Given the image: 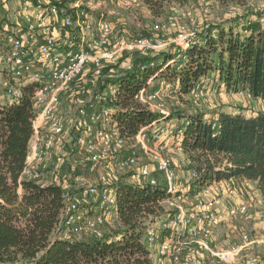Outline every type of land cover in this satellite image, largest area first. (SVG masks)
<instances>
[{
    "label": "built area",
    "instance_id": "2783aa9c",
    "mask_svg": "<svg viewBox=\"0 0 264 264\" xmlns=\"http://www.w3.org/2000/svg\"><path fill=\"white\" fill-rule=\"evenodd\" d=\"M134 6V0H0L1 43L7 48L0 59V80L10 105L18 104L23 88L32 86L36 110L22 179L42 184L49 170L53 179L45 186L63 188L65 206L58 228L63 239H101L107 216L119 218L116 187L91 183L88 177L103 170L116 180L114 185L128 176L127 182L135 186L165 188L164 212L148 225L146 235L154 264H264V240L253 237L255 217L247 199L252 185L237 180L203 184L195 170L167 154H184L188 121L165 123L181 108L183 94L177 81L163 76L166 69L181 66L196 37L178 14L153 29L159 35L177 27V54L151 74L135 96L160 119L133 137L123 134L117 119L118 82L108 73L123 57L145 56L164 47L156 36L115 38L112 19L119 9L131 11ZM158 78L163 80L159 89L154 87ZM217 82L214 75L202 76L192 99L211 98ZM212 129L219 130L218 120ZM166 141L175 143L170 147ZM74 157L78 164L71 165ZM101 181L110 186V179ZM235 193L246 198L238 205L221 202ZM89 204L98 209L90 217L85 215ZM222 227L226 230L220 235Z\"/></svg>",
    "mask_w": 264,
    "mask_h": 264
},
{
    "label": "trees",
    "instance_id": "16d2710c",
    "mask_svg": "<svg viewBox=\"0 0 264 264\" xmlns=\"http://www.w3.org/2000/svg\"><path fill=\"white\" fill-rule=\"evenodd\" d=\"M172 1L184 4L189 0ZM219 1L225 5L247 2ZM242 17L197 35L185 53L186 60L163 77L177 81L183 96L189 97L198 80L211 74L227 93H246L264 102V15L247 12ZM172 57L166 56L162 67L135 70L117 83V119L125 136L133 137L142 126L160 119L138 104L135 96ZM32 97L33 87L27 86L18 104L0 100V264H154L146 235L148 225L164 212L163 186L139 187L121 180L115 185L117 229L109 234L105 230L101 239L60 237L63 188L22 179L34 136ZM186 118L184 154L188 168L200 175L203 184L250 181L264 196V110L250 114L222 111L209 120L202 114ZM215 120L217 132L212 129Z\"/></svg>",
    "mask_w": 264,
    "mask_h": 264
},
{
    "label": "rangeland",
    "instance_id": "374dc122",
    "mask_svg": "<svg viewBox=\"0 0 264 264\" xmlns=\"http://www.w3.org/2000/svg\"><path fill=\"white\" fill-rule=\"evenodd\" d=\"M134 1L135 6L131 11L119 9V16L112 19L114 23L115 38L131 39L138 36H156L158 40L164 44V47L145 56L133 55L131 57H123L119 65L115 68V71L113 73H108L110 77L111 75L115 76L112 79L114 82H119L130 72L135 70L139 71L141 66H146L148 68L157 66L162 67L166 56H174L177 54L178 47L176 40L179 35L177 27L172 28L170 31L160 33L159 35L153 31L157 24L164 23L174 14H178L182 17V22L187 26V32L196 37L207 28L241 21L243 20L242 16L247 12L264 15V0H247L244 5H225L219 0H189L184 4L172 0H162V2L161 0ZM150 2H153L154 4L150 5ZM234 26L240 27L239 24H234ZM1 42L2 39L0 36V59L5 57L7 51L6 46H3ZM129 67H131L132 71L128 70ZM169 73L171 72L166 69L165 74ZM112 81L109 79V82ZM162 85L163 80H160V78L154 83V87L157 89L163 87ZM0 93L5 94V87L2 80H0ZM212 94L213 96L211 98L206 96L198 102H195L191 96H182L180 98L181 108L174 113L175 117L173 120L175 122L173 123L182 121L184 118L195 114H202L204 117L207 116L208 119H211L222 111L231 113L237 111V113H239L243 111L246 114H250L260 109V103H254L248 94L227 93L219 86L218 82L209 93V95ZM78 159L79 158L74 157L73 162H70V164H78ZM88 177L91 183L110 188H113L116 183V180L103 170H100L93 175H89ZM127 177L128 176H124L123 178ZM102 178L110 179V186L102 182ZM97 210L96 204H89L86 208L85 215L90 217L95 214ZM105 226L106 233H111L119 226L118 219L112 214L108 215L107 224ZM224 230L226 229L222 227V229L218 231V234L223 235Z\"/></svg>",
    "mask_w": 264,
    "mask_h": 264
},
{
    "label": "crops",
    "instance_id": "0c3cea01",
    "mask_svg": "<svg viewBox=\"0 0 264 264\" xmlns=\"http://www.w3.org/2000/svg\"><path fill=\"white\" fill-rule=\"evenodd\" d=\"M176 69H177L176 67L169 68V72H173ZM0 100L7 103V102H9V97L6 94L0 93ZM252 101L254 103H260V109L258 111H263L264 110V102H262L261 100H254V99H252ZM237 112H233V113H237ZM187 120H188V118H184V120H182V122H181L182 125ZM173 122H174L173 119H171L169 121H165V123L170 125V126L174 125ZM165 143L168 146L171 147V146L174 145L175 142L174 141H166ZM167 154L172 156L177 161L184 162L187 165V168H188L189 160H188V158H187V156L185 154L177 153L175 150L168 151ZM48 171L43 174L44 183H42V185H48L47 182L49 183V181L51 179H53V175L50 172H48ZM124 181L127 182V179H125ZM61 182H62V180H61ZM239 182H241L242 184H245V183H243V181H239ZM248 183H250L252 185V187H253L252 192L250 193L249 196H247V199H249L250 202L253 205V210L252 211H253V214H254V217H255L254 220H253V223H252L253 237L262 241V240H264V217L262 216V213H263V210H264V196L258 191L256 183L249 182V181H248ZM245 198H243L241 195L235 193V194H232V195H229V196H225L224 198H222L221 202L223 204L227 203V205H238ZM105 228H106V226H105Z\"/></svg>",
    "mask_w": 264,
    "mask_h": 264
}]
</instances>
